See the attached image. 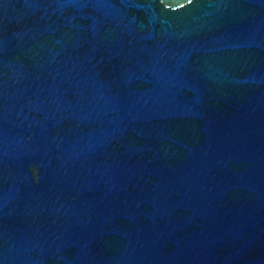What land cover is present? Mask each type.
Wrapping results in <instances>:
<instances>
[{"label":"water","instance_id":"95a60500","mask_svg":"<svg viewBox=\"0 0 264 264\" xmlns=\"http://www.w3.org/2000/svg\"><path fill=\"white\" fill-rule=\"evenodd\" d=\"M0 264H264V0H0Z\"/></svg>","mask_w":264,"mask_h":264}]
</instances>
